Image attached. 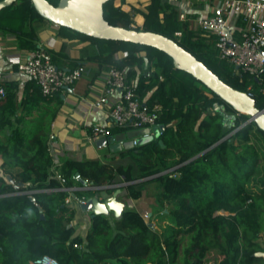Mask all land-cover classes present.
Instances as JSON below:
<instances>
[{
	"label": "trees",
	"instance_id": "obj_1",
	"mask_svg": "<svg viewBox=\"0 0 264 264\" xmlns=\"http://www.w3.org/2000/svg\"><path fill=\"white\" fill-rule=\"evenodd\" d=\"M125 2L108 1L104 16L110 24L139 30L122 9ZM146 9L140 11L144 30L174 39L234 88L247 91L253 85L256 105L264 108L256 79L235 75L234 67L217 57L213 36L178 19V5L148 0ZM36 19L45 20L32 1L17 0L0 11V29L17 34L21 48L35 49ZM61 30L98 43L104 70L127 66L129 79L137 80L140 99L161 106L159 122L165 129L158 137L113 155L130 158L126 165L115 164L114 157L67 159L56 172L49 141L52 122L63 103L61 95L47 98L30 80L25 96L18 100L11 85L2 83L6 94L0 97V264H32L44 254L61 264H264V258L256 255L264 253V175L259 176L264 151L256 141L264 143V131L255 122L244 125L248 115L238 114L193 75L175 68L164 51L99 39L67 27ZM179 31L181 36L176 35ZM120 51L127 56L116 57ZM142 52L149 60L148 68ZM6 128L11 133L3 140ZM113 133L125 131L114 129ZM57 173L64 175L67 186L76 184L75 173L92 182L98 189L74 192L88 198L122 188L129 198L139 199L146 184L157 183L160 217L168 224L160 231L141 212L125 208L113 219L93 213L87 235H76L71 224L75 210L65 203L67 192L60 189ZM7 175L23 185L15 188ZM119 183L124 185L112 187ZM45 188L52 190L42 191ZM32 190H38L37 204L31 200ZM179 235L188 241L182 254Z\"/></svg>",
	"mask_w": 264,
	"mask_h": 264
},
{
	"label": "built area",
	"instance_id": "obj_2",
	"mask_svg": "<svg viewBox=\"0 0 264 264\" xmlns=\"http://www.w3.org/2000/svg\"><path fill=\"white\" fill-rule=\"evenodd\" d=\"M209 14L197 19L196 31H201L215 39L217 57L234 67V74L243 78L245 75L258 78L259 92L264 94V0H209ZM180 21H186L184 11L178 13ZM181 32H176L181 36ZM127 52L121 54L124 58ZM19 73L34 81L47 98L56 97L66 87L73 86L86 73L83 64L71 68L59 67L55 63L51 51L43 43L37 42L35 49H30L17 63ZM148 68V67H146ZM151 71H147V76ZM102 90L90 102V106L106 109L108 124L94 125L89 141L103 137H112L114 129L147 130L158 127L162 108L159 105L150 106L143 102L137 94V80L129 79L128 67L111 66L100 76ZM254 97L255 90L250 85L246 91ZM6 94L0 77V97ZM83 100V99H82ZM86 101V100H85ZM154 132H143L139 137L149 139ZM134 146L138 145L137 137L132 138ZM123 143V142H122ZM56 178L61 183V190L67 192L66 204L76 200L80 205L89 200L85 196H76V190L98 189L92 182L83 179L79 173L73 175L76 184L67 186V180L62 173ZM45 188L42 191H50ZM30 191L32 202L37 204L35 193ZM75 246H78L75 244ZM257 255V253H256ZM32 264H61L56 258L44 254L32 261Z\"/></svg>",
	"mask_w": 264,
	"mask_h": 264
},
{
	"label": "crops",
	"instance_id": "obj_3",
	"mask_svg": "<svg viewBox=\"0 0 264 264\" xmlns=\"http://www.w3.org/2000/svg\"><path fill=\"white\" fill-rule=\"evenodd\" d=\"M147 1L126 0L121 5L122 9L131 15L133 27L143 29L144 16L140 11L147 12ZM168 1L178 5V13L180 11L186 13V21L189 22L190 27L194 30L197 27V19L209 14V0ZM33 28L37 35L35 39L36 45L37 42L46 45L63 67L71 68L78 64H83L86 68V73L81 80L71 87H66L59 93L63 103L55 120L52 122L49 141L51 154L54 158L53 169L56 172L59 171L67 159L82 160L90 158L105 160L112 156L113 153L108 148H99L95 143L96 140L90 142L88 139L94 125H105L109 122L106 109H97L90 106V102L102 90L100 76L106 71L103 68L104 63L99 60L98 43L83 36H71L68 32L61 30L60 26L48 20L36 19L33 22ZM101 46L104 45L102 44ZM29 50L20 47L17 34L0 29V77L2 83L11 85L12 90L17 93L18 100L25 96L30 79L19 73L17 63L24 58ZM122 53L124 52H117L116 57H121ZM142 55L145 56V53L142 52ZM2 162L3 159L0 157V176H3ZM6 179L9 180L8 175ZM13 183L14 185L16 184L15 181ZM112 187H115V185ZM120 196L123 197V203H127L124 209L134 208L143 213L144 210L138 205L141 198H129L126 189L118 188L111 194L106 190H102L96 197L105 204L110 199L114 197L118 199ZM71 206L75 210V216L71 224L76 229V235L85 237L91 228L93 211L83 210L76 200L72 201ZM153 211L150 210L147 213L152 216L154 214ZM112 212H115V209L103 206V214L109 216ZM77 227H79V231H77Z\"/></svg>",
	"mask_w": 264,
	"mask_h": 264
},
{
	"label": "water",
	"instance_id": "obj_4",
	"mask_svg": "<svg viewBox=\"0 0 264 264\" xmlns=\"http://www.w3.org/2000/svg\"><path fill=\"white\" fill-rule=\"evenodd\" d=\"M16 1L17 0H1L0 11ZM31 1L37 12L45 20L60 27H67L78 33L99 39L133 42L152 46L164 51L173 59L175 68L193 75L197 80L201 81L207 88L218 95L225 103L237 111L238 114L242 113L248 115L249 119L244 125L255 122L258 127L264 131V108L260 109L257 107L254 97L248 95L246 91L234 88L225 82L204 62L199 60L174 39L159 32L144 29L137 30L135 28L110 24L104 16V5L110 0H59L58 3H53L50 0ZM148 65L149 60L145 56V66L148 67ZM262 72H264V69ZM257 79L258 78H256V80ZM164 129L165 125L160 124L155 130H142V133L154 132V135L149 139L136 136V132L134 131H127L126 135L130 138L137 137L139 145L158 137ZM95 143L99 148H108L113 153L123 148L134 147L132 139L128 143L123 137H120V134L97 139ZM160 143L164 145L162 140ZM8 178L12 183L14 182L10 175H8ZM22 185V183H17L15 187L19 188ZM115 197L105 202V204L97 197H94L89 199L87 203L81 205V207L85 211L102 213V208L105 205L106 207L115 209L117 217H119L124 210V205Z\"/></svg>",
	"mask_w": 264,
	"mask_h": 264
},
{
	"label": "rangeland",
	"instance_id": "obj_5",
	"mask_svg": "<svg viewBox=\"0 0 264 264\" xmlns=\"http://www.w3.org/2000/svg\"><path fill=\"white\" fill-rule=\"evenodd\" d=\"M50 1L53 3L59 2V0H50ZM101 45H102V43H101ZM16 125H18V123H16ZM155 128H156V126L153 127V130H155ZM130 131L136 132V136H139L142 133V130H130ZM10 133H11L10 128H6L5 130H3L2 134H1L2 139L6 140L9 137ZM122 134H124V135L120 134V137H123V139L129 143L132 138L127 137L126 132L122 133ZM256 141H257L258 146L260 148H262V150L264 151L263 141H261L260 139H256ZM111 153H113V152H111ZM115 153H117V152H114L113 155ZM113 155L108 157V158L112 159L114 157ZM130 161H132L130 158H120L119 156H116L113 158V162L115 164L123 163L126 165ZM259 167L261 169L259 176H262V175H264V153L261 155V158L259 161ZM122 185H124V184L119 183V184H116L115 186L120 187ZM158 192H159V189H158L157 183L152 182V183L146 184L145 189H144V195L139 200L138 205L141 207L142 210H144L142 214H143L144 218L146 219V221H148L153 227H155L161 231L163 229V227L168 224V221L162 220V218L160 217L161 206L157 200ZM125 197L127 198V196H125ZM118 200L123 203V197H121V196L118 197ZM126 204L127 203H125V202L123 203L124 206ZM165 206L167 208H169L167 203L165 204ZM150 210H154V214L152 215V217H151V215H149L147 213V211H150ZM220 212L224 213V214L228 213L224 210H221ZM78 214H79V209H78ZM114 217H117L116 212L110 213L109 218L113 219ZM80 222L82 223V221H80ZM79 230H80L79 227H77V231H79ZM179 237H181V235H179ZM181 239H182V242H181V246H180V253L182 254L184 247L187 245L188 241H187V238H184V237H181ZM261 241L264 244V232H262ZM258 253H257V256H262L264 258V253L262 255H260ZM112 264H116V263H112Z\"/></svg>",
	"mask_w": 264,
	"mask_h": 264
},
{
	"label": "bare ground",
	"instance_id": "obj_6",
	"mask_svg": "<svg viewBox=\"0 0 264 264\" xmlns=\"http://www.w3.org/2000/svg\"><path fill=\"white\" fill-rule=\"evenodd\" d=\"M258 254L262 255L263 253H258Z\"/></svg>",
	"mask_w": 264,
	"mask_h": 264
}]
</instances>
